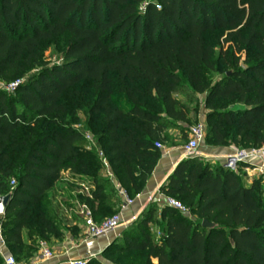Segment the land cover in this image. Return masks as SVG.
Returning <instances> with one entry per match:
<instances>
[{
  "label": "trees",
  "instance_id": "trees-1",
  "mask_svg": "<svg viewBox=\"0 0 264 264\" xmlns=\"http://www.w3.org/2000/svg\"><path fill=\"white\" fill-rule=\"evenodd\" d=\"M213 33H220L225 74L211 84ZM59 37H66L63 62L26 76L41 45ZM16 80L13 91L0 88V195L12 192L0 235L18 261L32 257L38 241L69 229L50 194L64 172L93 177L95 189L77 200L96 222L122 205L118 190L108 194L94 178L98 162L67 117L63 98L80 83L91 86L90 112L102 125L106 160L130 199L161 157L155 144L164 142L166 129L189 121V109L174 97L183 84L206 93L207 108L221 102L207 117L215 145H264V0H0V82ZM115 92L120 98L113 102ZM160 192L197 220L165 204L158 217L150 204L103 254H132L126 264H264L260 178L245 185L238 172L185 158ZM203 219L217 226L204 228Z\"/></svg>",
  "mask_w": 264,
  "mask_h": 264
},
{
  "label": "rangeland",
  "instance_id": "rangeland-1",
  "mask_svg": "<svg viewBox=\"0 0 264 264\" xmlns=\"http://www.w3.org/2000/svg\"><path fill=\"white\" fill-rule=\"evenodd\" d=\"M219 36L220 33H213L209 37V41L213 46L214 62L216 66L215 72L210 77L211 84L220 80L225 74V67L222 64L221 59L218 57V41L220 39ZM66 46H67L66 37H59L55 40H51L43 43L39 49L38 60L33 64L31 63L26 68L27 70L26 76L36 73L44 66H51L53 64L62 63L63 52ZM7 85L9 84L0 82V86L6 87ZM72 90L74 91L70 92L68 95H66L63 98V102L67 107V117L69 118V122L72 123L76 129L80 130L83 133L84 138L86 140V144L83 150H85L91 156V158H93L98 162L97 170L95 171L93 176L100 183L103 184V188L109 194L110 189L118 190V188L115 185L114 175L112 174L108 161L106 160L105 157L103 146L106 144V141L101 134L102 125L99 123L98 119H96L94 115L90 112V107L94 98L93 91L91 89L90 84H85V83L78 84L77 86L72 88ZM174 97L180 100L182 103H184L185 106L189 109L190 111L189 121L188 122L176 121L174 123L175 127L172 128L169 127L166 129L164 142L161 144L162 150L169 147H177L183 150V146L187 142L189 128L196 124H202L204 127L205 137H204V142L200 145V152L203 155L193 157L192 159L195 161H199L202 164H209L213 167L220 168V166H222L221 162L223 161V158L221 156L222 150H218V145H215L209 137L210 133H209L207 117L211 111L218 110V106L219 104H221V102H218V100H214L212 102L213 107L207 108L205 105L206 93L195 94L191 90V88L188 87L186 84L181 85L179 91H177L174 94ZM119 98L120 95L117 92H115L113 95V102L118 101ZM222 103L227 104L226 105L227 108H236L239 106L235 104L233 107H231L228 103L224 101H222ZM214 119L215 118H213V120ZM224 147L225 148L232 147L235 149V151L243 150V149L244 150L252 149L251 144H245V143L237 145L228 142L227 145ZM228 151L230 150L228 149ZM211 155H213L214 157H211ZM237 172L239 173L240 179L245 185H249L252 182V180L258 178H260L264 183V171H261L260 163L258 160L252 161V164L242 163L238 167ZM92 178H93L92 176L80 177L78 175H73L69 172L63 173L62 178L59 180V182L66 185L70 189L69 194L71 195V197H73L72 201L73 203H75V207H72L75 208L72 211V213L74 212L77 215L75 211H77L79 207L82 205V203L78 202L77 195L79 194L89 195L95 189V185H92ZM50 194H52L51 199L53 201L54 206L57 208L58 213L62 217L61 209L63 208L60 205V202H62L61 199L57 194H55V190ZM167 197L168 196H165V198L161 203L150 202L147 204V206L150 204L154 206L156 205L158 210L157 215L159 217V212H160L159 210L161 209V206H163V203H165ZM173 198L176 199V197ZM120 209L121 207L119 208V210L114 209L108 211L105 214V216H103V218L105 217L107 218L110 217L111 215L119 213ZM67 211H69V208H67ZM179 212L184 214L190 219L197 220L196 215L193 214L190 210H188V208L187 211L185 212L182 211ZM2 218L3 216L0 215V220H2ZM68 222L70 223V221ZM68 222L64 220L62 221L63 228L69 226L67 224ZM159 223L160 222H154V223H150L149 225L151 232L155 235L156 238L160 236ZM131 226L132 223L127 225L124 230H128V229L130 230ZM126 256L128 257L127 259L126 257L124 259L123 258L124 255H123L122 259L119 260L118 259L119 256L116 253L108 252L106 254H103L102 252L98 258L95 257L93 259L100 261L102 264H126V262L133 260L132 254ZM138 262L139 261H137V263ZM152 264H155L153 260H152Z\"/></svg>",
  "mask_w": 264,
  "mask_h": 264
},
{
  "label": "crops",
  "instance_id": "crops-1",
  "mask_svg": "<svg viewBox=\"0 0 264 264\" xmlns=\"http://www.w3.org/2000/svg\"><path fill=\"white\" fill-rule=\"evenodd\" d=\"M228 149L230 151H228ZM218 150H222L221 156L235 151L232 147H218ZM183 159V150L177 147L164 149L142 191L131 199L129 205L120 209L121 225L117 229L97 238H89L87 236L83 220L78 213L79 209L75 211L78 216L74 212L72 213L75 209L72 208L75 207V203H73V197L69 194L70 189L58 181L50 190V193L55 190V194L61 199L62 202H60V205L63 208L61 209L62 220L66 222L70 221L71 224L69 222L67 223L69 229L62 230V235L59 237L50 236L48 241H38L36 253L27 260L16 261V264H68L70 260L98 258L99 255L121 234L126 226L138 218L148 203H161L163 201L165 195L160 192V187L165 183L167 177L174 170L176 165ZM115 185L118 187L116 180ZM67 208H69V211H67ZM22 239L24 243H28L25 230L22 232ZM41 242L45 243L52 250V258H41L39 250ZM6 253H9L8 249L5 244L0 242V256ZM153 261L154 263L156 262V260Z\"/></svg>",
  "mask_w": 264,
  "mask_h": 264
},
{
  "label": "built area",
  "instance_id": "built-area-1",
  "mask_svg": "<svg viewBox=\"0 0 264 264\" xmlns=\"http://www.w3.org/2000/svg\"><path fill=\"white\" fill-rule=\"evenodd\" d=\"M19 84V80L14 81L13 83L7 85L6 87L0 86L2 89H5L9 92L13 91L14 88ZM205 132L202 124H196L189 128L188 138L186 144L183 146L184 158H193L196 156L203 155L200 152V145L204 142ZM156 147L162 149L161 144H155ZM211 157H214L211 155ZM223 161L221 165L231 171L237 172L238 167L244 164H252V161L258 160L260 163L261 171H264V145L258 148H252L247 150H236L232 153L222 156ZM10 184L13 186L14 181L12 180ZM118 193L122 199L121 208L129 205L131 199L127 196L126 192L118 188ZM173 207L179 211H187L186 206H184L179 200H176L171 197H167L163 205ZM79 215L83 220L85 227V233L89 238H97L102 236L110 231L117 229L121 225L120 213H116L103 219L100 222H96L91 214V211L86 205H81L79 207ZM0 242L4 244V241L0 235ZM40 256L43 259H50L53 257L52 250L43 242L40 243ZM1 264H16L14 257L10 253L3 254L1 256ZM87 259L80 258L75 260H70L68 264H85Z\"/></svg>",
  "mask_w": 264,
  "mask_h": 264
},
{
  "label": "water",
  "instance_id": "water-1",
  "mask_svg": "<svg viewBox=\"0 0 264 264\" xmlns=\"http://www.w3.org/2000/svg\"><path fill=\"white\" fill-rule=\"evenodd\" d=\"M231 73H232L231 71H227L226 76H230ZM11 198H12V192H9L6 195H0V215H3L4 211L6 210L7 206L11 201ZM201 226L208 229H214L217 225L216 223L210 222L207 219H203L201 221Z\"/></svg>",
  "mask_w": 264,
  "mask_h": 264
}]
</instances>
